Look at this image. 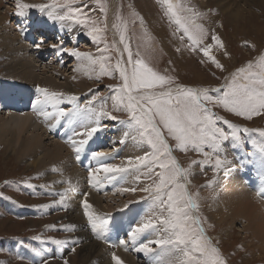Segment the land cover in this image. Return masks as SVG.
Here are the masks:
<instances>
[{
  "label": "rangeland",
  "instance_id": "374dc122",
  "mask_svg": "<svg viewBox=\"0 0 264 264\" xmlns=\"http://www.w3.org/2000/svg\"><path fill=\"white\" fill-rule=\"evenodd\" d=\"M27 1L28 0H22V3H27ZM114 1L116 0H100V3L98 4L95 2V0H87L86 11L88 12V15L90 17L88 21V27H85L84 25L78 23L76 20L60 21L59 19L54 18L55 14H64L66 9H51L54 14L53 16L49 15L48 10H46L45 12H40L38 20H48L46 23L45 21L41 22L44 25H47L48 22L49 24H54V22H57V24H59L60 26L64 25L61 26V28L67 27L66 25H70L72 33L74 34V39L72 40V42H77V44L80 42V44L76 45L75 43L74 45L76 51H79L81 53H89L97 59H99L101 56V52L98 51V48L103 49L104 44L93 42L91 38L86 35V32L90 29V27L93 26L92 21H96V27L105 29L100 33V35H102L110 45L115 43L117 48H119L120 31L123 29V26L126 25V42L130 44L134 55L138 52L139 58H142L144 62L147 63L150 67H153L154 70L160 71L161 74H165V70H167V74L172 76L177 84L186 87L220 88V95H222L223 92L227 90V86L230 83L232 76L234 74H238L239 69L244 68L247 70L249 68V65H251L252 73L260 72V68L257 65L262 59H264V0H237L236 2L241 3L240 9H238L240 18H238L237 20H231V18L229 17V13L226 14L224 11H222L218 0H211L209 3H202L200 0H117L115 3L118 4V7L113 17L110 12H112V3ZM37 2L36 0H34L33 2L27 4H51L52 0H37ZM2 3L4 6L1 9V13L3 16H9V18L8 22L6 21L7 24L4 25L5 27L0 28V36L2 35L0 38H2L3 40V35L11 32L10 34L12 35V38H15V42H17L16 46L20 45L22 47L25 42L19 37V34L15 27L16 19H12V16H15L18 11L15 0H4V2ZM101 4H103L106 8V12H102L100 10ZM170 5L171 11H169ZM76 6L84 7V4L78 3ZM181 7L192 9L194 12L199 14V18L196 20V22L203 25V27L207 30V37L204 40V44L213 45L210 50V54L212 56H215L216 59L219 60V62L223 65V69L216 68L214 64L210 63L208 59L203 56L202 52L192 51L190 48V41H188L186 37L183 40L181 39V36L183 35L182 28L184 25V17L185 15H188L187 13L180 11ZM37 10L38 9L36 8L25 10L29 12H25L24 16H36V13H38ZM9 14L12 15L10 16ZM111 17H113V24L110 22ZM177 19L181 20L180 24L176 23ZM30 22H33V24H35L37 21L31 20ZM61 22H64V24H60ZM114 25H120L121 28L118 29L117 27H114ZM18 29L21 28L19 27ZM115 31L117 34V38L119 37V41L117 40L118 43L114 39ZM75 33L79 34H76L75 36ZM52 34L50 35V37L52 38L50 39L49 37V41L42 40L43 44L41 45L43 47H52V41L57 43V41L55 40H57L58 37L56 38L52 36ZM213 34L220 38L223 44L222 48L217 47L215 45V42L211 40V36ZM61 43H65V41H62L60 43L58 42L57 45L60 46L59 49H65V47ZM88 45L90 47H88ZM121 46L123 49L122 44ZM26 47L27 43L22 48ZM177 49H179V51H177ZM14 51H17V49H14ZM60 52L63 55L67 54L68 59H75L78 67L80 64L79 61H84L73 57L68 51L66 52L60 50ZM53 55L54 54L52 53V57L48 60L46 59L49 58V55L46 59H44L46 63L44 65L52 67L54 70H60L63 75L59 71H57L52 78L48 77V79L52 80L48 82H51L52 84L55 83L54 85L58 86L59 91L62 92L63 95L65 94L64 96H77L79 99L76 103H78L81 108L84 107L87 101L90 100L94 94H98V99L94 101L96 107H99V98L102 97L105 99L108 110L112 111V105L114 101L111 97L119 94L118 92H113L112 88H117L122 83L119 79L118 72L114 73L113 75H102L100 79L97 80L96 76L99 74V64H96L92 67L91 70L87 72L83 70V74L85 77L82 78L77 75V73L75 74V72L72 73V71H69L68 67L63 68V70L66 69V72H63V70L54 67V65L60 66V64H49V62L53 58ZM103 55L111 56V64H115V60L117 58L116 52L109 51L107 53H104ZM124 56L127 57V54L125 53ZM58 57L61 60V63H64V59L61 58L60 53ZM10 58H12L10 54L7 52L5 53L4 47L0 45V78H3L0 79V85L3 81L13 82V79L8 80L7 78L3 77L5 76L6 72L12 71H7V64L15 62H10ZM42 71L43 70H38L37 73H41L42 75L44 73V75H46L47 71ZM21 74L17 77L19 78ZM41 74L39 76L44 78V76H41ZM56 75V78H58L59 76H65V79L63 78L64 81H59V79H56ZM66 75H70V77L72 76L70 81L72 84H74L75 79L78 83H80V86L76 87V93H66L64 91L65 89H62L66 78H68ZM34 79H32L31 83L40 84L39 82H37V78ZM42 79H40L39 81L46 82L45 79ZM14 82L26 85V82L24 81L14 80ZM82 83L84 84V86L88 87L86 89L87 93L82 90ZM240 83H244V81L241 80ZM39 86L43 87L42 84H40ZM109 86L112 87L110 88ZM48 87L52 86L48 84ZM53 91L59 92L58 90ZM213 95L215 96L217 94ZM208 107L216 116L223 117L232 124L236 125L237 128L240 129L237 135L241 137V139L238 142H233L232 140L223 142V151L220 153V158L224 159L226 157L227 160L231 162L229 165H227L226 169L222 168L220 170H216L207 162L204 164L191 165L192 174L188 176V181L190 183L187 184V191L192 194L194 202L198 205V209H195L193 214L200 221V226L203 229L204 237L211 242L213 247L218 249L220 258L225 262V264H264V250L261 247V243L254 237V234L252 232L249 231L247 235L243 233L241 226L245 225V223H233L231 225L232 221L229 220V218L226 220H217L216 218H219V214L216 215L213 209L214 204H216L217 202L216 199L220 196L219 194L221 191H219L218 186L221 182H223V179L227 180L228 188L232 187L230 185V181H232V175L230 173L236 169L235 160L246 152H249L253 149H257L260 151L261 147H264V144H262V141H264V135H262V133H264V114L253 116L252 119H246L244 117L235 115L233 112H230L222 105L209 104ZM261 111L264 112V109H262ZM112 114L118 117L117 121L111 120L113 132L118 123H120V120L127 121L130 118L126 111H112ZM105 120L106 119L102 120V122H105ZM217 124L225 131H231V129H229L227 125L223 124L222 121H217ZM122 125L125 129L128 128L127 124ZM244 128L249 129V131L246 133L243 132ZM75 131L79 133V128L75 129ZM164 131L167 143L172 148V156L175 157L176 161L182 168H188L191 164V161H198L203 159L200 154L192 151L191 149L186 151L177 150V142L167 135L166 130ZM100 133L98 132L94 136H100ZM53 134L56 133L53 132ZM51 138L52 137H50V139ZM60 140L62 139H60L59 137L53 139V141L62 143L63 141ZM134 142L138 143L137 141ZM0 144V198L17 202V207L20 208V210L23 209L27 215L26 217L22 216L21 214L25 215L24 212H16L13 215H9L1 207L2 204H0V264H38V262L39 264H42L45 260L46 264H65V262H67V264H99L98 262L93 261V259H88L89 254L87 252V249L90 245L87 247L85 246L88 245L87 242H90L92 245H94L95 249L98 248V250H100V255L104 257V249L101 247H97V245L103 243L93 239L90 231L87 229V226L85 224L86 221L84 218V214L79 210V204H77L78 201L81 202L83 200L82 196L85 195L84 192L88 191V188L86 185V187L83 188L84 190L75 191V189L80 186V182H87L88 175L84 171L85 169L81 168L83 164L80 163L77 159L76 152L73 153L74 150L64 146L65 149H67L65 150L67 153H65L63 149V151L59 154L58 159L51 160L50 162L52 163V165H50V168H53L54 164L55 168L52 170L49 168V170L46 166H40L41 168L37 166L36 156L37 154L38 156L40 154V157L42 159V157L44 158L45 156H47V154H49L50 152V149H53L54 147L45 150L43 148L35 149L37 150H34L36 152L35 157H29L26 155L24 156V158L22 157L21 159L23 160L19 162L17 160H14L12 157L14 151H10L6 145L2 143ZM45 144L48 145V147L50 146V143L48 142H46ZM88 145L89 147H91L90 144ZM118 145H120V148H122L123 144L118 142ZM107 147L108 145L105 143L102 147L103 150L101 148L100 152L110 151V149H106ZM96 149L99 150L100 148ZM96 149L95 151H97ZM122 149L125 150V148ZM205 150L207 151L208 149L206 148ZM42 154L43 156H41ZM65 159L67 160L65 161ZM68 160L69 162H67ZM11 166H13V168ZM57 170H59L60 172L58 171L57 173ZM159 171L160 169L158 167L154 168L152 179H149L147 176L143 175L142 172L131 171L132 174L134 173L133 175L140 178L142 177V179H137L136 177L138 188L136 189L137 191H135V193H137L138 191L139 193L137 195H134L133 197L128 196V191L122 192L121 189H130L131 186H126V183H124L123 188L120 187L121 189H119V191L108 194L109 197H116V201L107 203L105 202L106 200L102 199V203L104 202L103 206H107V208H110L107 210V212H104L106 214L100 213V210L97 207L95 208V206L91 205L89 201L92 195L99 198H103L106 196L102 197L95 193L88 192L86 202L91 205V208L89 210L94 215L103 214L106 217V215L115 213V209L121 208V205H126L134 200L138 205V210L140 212L142 211V215H144V213L148 211V208H150V211L152 212L153 209L152 207H150L152 206L151 197L149 193L143 192L141 191V189L143 187H148L150 184H154V182L158 181L159 177L156 176L155 173ZM131 173H125L123 176L127 177L128 175H131ZM220 178L222 181L220 180ZM42 189H47L50 192L49 198L42 197L40 195V191ZM236 190L245 191V188L243 189V185L236 184ZM73 191L80 192L81 195H74ZM52 192L56 193L53 194ZM130 192L133 191H129V193ZM77 196H79V198ZM248 196L255 198L254 194ZM76 199L78 201H75ZM256 200L259 201L260 199ZM60 207L65 208L66 211L60 210ZM71 208L73 210H71ZM34 210L40 211L42 213H45L46 211V213L42 217L37 218L32 214V211ZM75 211L80 214L81 218H79ZM111 211L113 213H110ZM147 214L148 213H146V216ZM159 215V212L153 211V214L150 218H155ZM143 219L144 218H142V220ZM156 232L160 233L161 231ZM84 237H86L85 240L83 239ZM162 238L166 239V234L162 233L159 235H155L154 239L152 240L156 241ZM17 239L20 241H28L29 244L27 246L29 247H31V239L39 241L45 240L47 242L61 241L62 243L60 244L63 249L68 248L70 245L71 250L68 251V253L64 252L63 258L65 259V261H62L61 259L47 260L49 257H43L42 259H38L37 262H35L36 260L32 262L24 256H15L11 249L4 251L3 247H5L4 245L5 243H7V241H10L11 244L14 245ZM140 244L138 245V247L140 246ZM151 248L153 250V255L155 258L165 257V259H167V257L169 256L162 250V247L160 245L154 244V247ZM163 253L164 256H160ZM32 254L36 256L38 255V252L34 251L32 252ZM126 254L133 256L137 264H143L139 262H142V259H138L137 256L131 253ZM170 260L172 259L170 258ZM146 261L148 260L146 259ZM45 262L43 264H45ZM107 264H115V262L109 261L107 262Z\"/></svg>",
  "mask_w": 264,
  "mask_h": 264
},
{
  "label": "snow or ice",
  "instance_id": "6c2138e0",
  "mask_svg": "<svg viewBox=\"0 0 264 264\" xmlns=\"http://www.w3.org/2000/svg\"><path fill=\"white\" fill-rule=\"evenodd\" d=\"M100 3V0H95ZM18 9L16 15L24 16L25 10L36 8L40 12L48 10L49 15L53 16L51 9H62L66 11L64 14H55L54 18L59 20H76L78 23L88 27L90 19L87 8V0H52L51 4L29 5L22 3V0H15ZM78 3H83L84 7H77ZM100 10L106 12L103 4ZM171 11V5L169 8ZM180 11L187 13L184 17V25L182 28L183 35L190 41L192 51L202 52L208 61L215 65L218 69H223V65L210 54L213 47L212 44H204L207 37V30L203 25L196 22L199 14L192 9L180 8ZM177 24L181 23L180 19L176 20ZM96 21H92V27L86 32V35L93 42L103 43L104 48L99 49L101 56L99 59L93 57L89 53H81L76 50H70V54L80 60L89 62L88 67L84 69L86 72L91 70L96 64H99V74L96 79L99 80L102 75L119 74L122 82L117 88H112L113 92L118 95L112 96L114 101L112 111H126L129 115L127 121L120 120L122 124H127L129 131L125 133V137H130L137 141L139 145H147L150 151L143 155L127 158V165H116L104 163L108 157L104 152L94 151L91 153L92 159L100 162V167L91 170L89 173L90 180L95 179V173L103 171L111 174L106 179L112 181L130 171L142 172L143 175L152 179L154 168L160 171L155 173L159 177L158 181L150 184L148 187L141 189L149 193L152 200V209L160 213L155 218H149L146 222L141 223L128 233V238L134 244L139 237L149 230L162 231L167 238L158 239L141 243L137 251L145 254L151 253L153 250L149 246L152 243L160 245L162 250L173 259L165 261L159 258L152 259V264H225L220 258L217 248L213 247L211 242L204 237L203 229L200 226L199 219L193 214L198 205L194 202L192 194L187 191L188 176L192 174L191 165L208 163L216 170L226 169L231 162L220 158L223 151V142L232 140L238 142L241 137L237 135L240 131L236 125L232 124L223 117L216 116L208 107L209 104L222 105L224 108L233 112L237 116L246 119H252L253 116L264 114V59L257 65L260 68L259 73H252V66L246 70L241 68L238 74H234L227 90L222 95L220 88H191L177 84L174 78L167 74H161L160 71L154 70L142 58L139 53L135 55L126 42L125 31L127 26L124 25L120 31V43L123 45L122 51L116 47L115 43L109 44L100 33L105 29L95 26ZM118 29L120 25H114ZM211 40L215 42L217 47L222 48L223 44L218 36L213 34ZM41 41L36 44L40 47ZM61 51H69L59 49L57 45H52ZM114 51L117 53L115 64H111L112 57L105 56L104 53ZM179 51V49H177ZM127 54L126 60L124 54ZM243 80L244 83H240ZM110 88L112 86H109ZM44 93L43 104L56 101L63 98V94L49 93L46 89H39ZM217 94V95H213ZM68 102L73 104V108L65 111L63 108H57L54 112L42 111L45 118L53 117L59 123L63 117H71L76 114H85L87 124H82L84 132L77 133L75 130L73 135H81L84 138L72 141V146L79 159V153L83 146L88 143L92 137L102 130H106V125L102 124V120L108 119L117 121L118 117L109 111L104 98L100 99L99 107H96L94 101L98 99V94H94L83 108L76 103L78 97L69 95L66 97ZM217 121H222L231 131H225L219 127ZM71 123V119L69 121ZM176 143V149L192 151L200 154L202 160L191 161L188 168H182L175 157L172 156V148L167 143L165 131ZM249 129L244 128L243 132ZM264 135V133H262ZM121 140L120 143H124ZM264 144V141H262ZM208 149L207 151L205 149ZM260 152L264 155V147ZM139 177H137L138 179ZM121 191H133L136 189H121ZM257 194L264 196V185L258 190ZM85 214L90 221H94V217L88 211L91 208L86 201L84 202ZM166 213V215H165ZM106 219L101 220V226L106 224ZM159 226V227H158ZM97 225L93 222V228ZM60 244L61 241H54ZM121 245H126L124 240L120 241ZM33 251H36L33 249ZM115 264H122L118 256L113 254ZM46 264V262H45ZM67 264V262H65Z\"/></svg>",
  "mask_w": 264,
  "mask_h": 264
},
{
  "label": "bare ground",
  "instance_id": "6f19581e",
  "mask_svg": "<svg viewBox=\"0 0 264 264\" xmlns=\"http://www.w3.org/2000/svg\"><path fill=\"white\" fill-rule=\"evenodd\" d=\"M1 1L4 2V0H0V28H3V27H5L4 25L7 24L9 16H3L2 15L1 9L4 5ZM33 1L28 0L27 3H31ZM116 1H114L112 3V12H110V14L113 17H114V13H116L115 11L117 10V7H118V4L115 3ZM200 1L202 3H205V2L209 3L211 0H200ZM218 1H219V5H220V8L222 9V11H224L226 14L229 13V17L231 18V20H235V19L237 20L238 18H240V14L238 12V9H240V7H241L240 2H236L237 0H218ZM36 2H37V0H36ZM5 13H7V12H5ZM9 15H11V14H9ZM113 17L110 18V22L112 24H113ZM44 21H45V19H44ZM44 21L41 20V22H44ZM47 21H45V23ZM47 24H49V22ZM54 24H55L54 30H50V32H51V34L53 33L52 36H54L56 38L58 37V39L55 41H57L59 43L62 41H65V43L67 42V43H70V45L73 44V46H74L75 43L72 42V40L74 39V34L72 33V30L70 28L71 26L66 25L67 27H62L64 29H66V31H62L61 26H64V25L60 26L59 24H57V22L56 23L54 22ZM60 24H64V22L63 23L61 22ZM49 26L51 28V25H49ZM69 31L71 32L70 33L71 36L69 35ZM259 31H261V30H259ZM10 33H8V34L6 33L5 35H3V40H2V38H0V45L4 47L5 53L6 52L9 53L10 56L12 57V58H10L9 61L10 62L15 61V62H12L11 64H7V71L8 70L9 71L12 70V71L6 72L5 76H3L4 78H7L8 80L13 79V82H10V81L4 82L3 81V82H1V85H0V143L6 145L10 151H14L12 157L14 160H17L19 162L21 160H23L21 158L22 157L24 158V156H26V155L29 157H35L36 156L35 151H37L35 149L43 148L45 150V149H50V148L54 147L53 149H50V152L48 151L49 154L46 153L47 156H45L44 158L42 157V159H41L40 154H39V156H38V154L36 156L37 166H39V167L40 166H42V167L46 166L49 169L50 165H52V163L50 161L58 159L59 154L63 151V149H64V152L67 153L65 151L67 149H65V147H64V146L68 147L65 144L66 141H69L72 145L73 140L79 141V140L84 138L81 135H73V131L75 129L79 128V133L84 132V128L81 125L87 124L88 121H87L86 115L83 113L76 114L75 116L73 115L71 117H63L60 119L59 123H57L56 119L53 117H49L47 119L45 118V116L42 114L41 110L51 113V112H54L57 108H63L67 112L73 108L72 103L68 102V100L66 99L67 96H64L65 94L63 95V98H59L56 101L50 102L48 104H43V101L45 99L44 93L39 91V89H46L49 93H57V94L62 93L59 91L58 86L54 85L55 83L52 84L51 82H48V81H52V80L48 79V77L52 78L57 71H59L60 73H61V71L60 70H54L52 67H48L47 65H44V64H46L44 59H46L47 57H45L43 55H37L36 56L34 54V52L31 50L30 46L27 45L26 48H22L24 45H26V43H24L22 45V47L20 45H18L20 47L16 46L17 42H15V38L13 39L12 35ZM76 34H79V33H75V36H76ZM67 35L69 38H71L70 39L71 42L68 39L66 40ZM51 38L52 37H50V39ZM118 38H117L116 31H115L114 39L116 40V42H117ZM55 44H56V42L52 41V45H55ZM83 46H84V44H83ZM85 47H86V45H85ZM88 47H90V46L88 45ZM14 49H17V51H14ZM42 49H43V51H41L42 54H47L46 51H51L49 53V58H47L46 60H48L52 57V53L54 54L51 61L49 60L50 61L49 64L54 65L55 63H58V64H60V66L54 65V67L61 69V70H63V68L68 67L69 68L68 70L72 71V73L75 72V74L77 73V75H79L80 77H82V78L85 77L83 74V70H84V68L88 67V64H89L88 61H86V60H84L83 62L79 61L80 64L78 67L77 63L75 62V59L74 60H72L71 58L68 59L67 54L63 55L60 52V50H58V51H56L57 54L59 55V53H60L61 58L64 59V63H61V60L59 59V57L53 52V49H54L53 47L45 48L42 46ZM119 49L122 51V46H121L120 42H119ZM125 60H126V57H125ZM42 61H44V62H42ZM38 70H43L42 72H44V70L47 71L46 75H44V73H43V75L41 73L38 74L37 73ZM23 71H25V72H23ZM63 72H66V69L63 70ZM20 74H21V76L18 78L17 76H19ZM40 74H41V76H44V78L40 77L39 76ZM56 77H57V75L55 76V78ZM67 77L68 78H66L65 83L62 86L63 88L62 87L61 88L65 89L64 91L66 93L67 92H72V94L76 93L75 92L76 87L80 86L79 85L80 83H78L76 81V79L74 80V78H73L74 84H72L70 82L72 76L70 77V75H69ZM34 78H37L38 79L37 82L42 84L43 87L37 88V90H36L35 89L36 86H39L40 84L31 83L32 79H34ZM42 78L45 79L46 82L52 87H48V84L44 81L40 82L39 80ZM63 78L65 79V76H63V77L59 76L56 79H59V81L60 80L64 81ZM0 79H3V78L1 77ZM14 80L24 81V82H26V85L20 84L17 82L15 83ZM34 80H36V79H34ZM83 82H84V79H83ZM81 87L83 88L82 90H84V92L87 93L86 89L88 87L84 86L83 83H82ZM53 90H58L59 92L53 91ZM12 111H14L16 114ZM70 119H71V123L69 122ZM111 123H112L111 120H109V121L107 119L105 120V124H106L108 130L102 131V132L100 131L101 133L99 132L100 138L102 139V141H101L100 145H95L93 147L92 146L90 147L91 153L94 152L96 148H100L99 150L96 149L97 151H100L101 148L104 146V144L105 143L107 144V142L110 141V138H107V135H105L104 132H110V131L113 132V130H112L113 126ZM107 124H111V125H107ZM128 131H129L128 128L125 129L122 124L118 123L117 127L114 130V132H115L114 141H112V144H115V142H120L121 140H124L125 142L121 143V144L124 145V146L122 145V148H125V150L118 147V146L114 147V148H113V146H110V151H108V152L101 151V152H104L107 155V157H109L110 156L109 154H111L113 164L126 166L127 165V158L143 155V154H145V152L150 151V148H148L147 145L146 146L145 145H139L138 143L134 142V140H132L130 137H125V133ZM53 132H55L56 134H53ZM50 137H52V138L50 139ZM56 137H59L60 139H62L60 141H63V142L58 143L56 141H53V139H55ZM90 141H88V142H90ZM46 142L50 143L49 147H48V145L45 144ZM88 144H90V143H88ZM68 148L74 150L73 146L68 147ZM102 150H103V148H102ZM71 155H69V156H71ZM41 156H43V154ZM38 157H40V158H38ZM66 160L67 159H65V161ZM107 161L105 160L103 162L106 163ZM67 162H69V160ZM64 163H66V162H64ZM235 164H236V169L230 173L232 175V178H231L232 181L229 180L230 185L232 187H229V188L227 187L228 183H227L226 179H223V182H221L220 184L218 183L219 184L218 189L221 192L219 194L220 196L216 199L217 200L216 204H214V206H213V209L215 211L214 213H216V215L219 214V218H216V219L217 220L218 219L226 220L229 218V220L232 221L231 225L233 223H238V224L239 223L240 224L245 223V225L241 226L243 233L245 235H247L249 231L252 232L254 234V237L257 240H259V242L261 243V247L264 250V208H260V207H264V203L260 200H259L260 202L257 201L256 197H255L256 198L255 199L254 197L248 196V195L254 194V192L251 188L246 187V186H249L246 182L249 181L250 178L252 177V173H253V169H254L253 166L258 167V164L256 162H254L253 160L250 162L247 158H239V157H238V159L235 160ZM65 165H67V164H65ZM54 166H55V164H54ZM54 166H53V168L51 167L50 169L51 170L54 169L55 168ZM11 167L13 168V166H11ZM59 170H57L56 172L58 173ZM130 173H131V171L128 172V174H130ZM133 174L131 173V175H128L127 177H124L123 176L124 174L122 175V177L118 175L117 177H119V179H120L119 186L121 188H123V184L126 183V186L127 185L131 186L130 189H133V188L137 189L138 188V185L136 182L137 176H135ZM108 175H111V174H108ZM61 176H60V178H61ZM66 176H68V175H66ZM138 176H140V175H138ZM86 177H87V175H86ZM228 177H229V175H228ZM54 179H56V178H54ZM140 179H142V177ZM220 180H221V178H220ZM58 181H59V179H58ZM236 184L237 185L238 184L243 185V189L245 188V191L236 190ZM86 185H87V182H85V183L80 182V186L77 187L75 189V191L84 190L83 188H85ZM57 187H59V186H57ZM121 188H119V189H121ZM143 188H145V187H143ZM60 190H61V188H60ZM75 191H73V192H75ZM122 192H127V191H122ZM138 193H139V191L137 193H135V192L129 193V191L127 192L128 196H130V197H133L134 195H137ZM77 197L79 198V196H77ZM112 197H109V195H106V197L99 198V197H95L92 195L90 197L89 201H90L91 205L95 206V208L97 207L100 210V213H104V212H107V210L110 208H107V206H103L104 202L102 203V199L106 200L105 202H107V203H111L112 201H116V199H115L116 197H113V198ZM120 199H122V198H120ZM75 201H78V200L76 199ZM134 203H135L134 200H132L130 203H128L126 205L124 203H122L124 205H121L120 206L121 208L115 209L116 211H114V212H117L120 209H127L128 212H124L123 215H120L119 217L131 218L132 220H136L137 225H135V227H137L141 223L146 222L147 219H149L151 217V215L153 214V210L151 209L152 210V212H151L150 208H148V211L146 212V213H148L147 216H146V213H144V215H142V213H141L142 211L140 212L138 210L137 204H136L137 207H135V206L131 207V205H133ZM150 207H152V206H150ZM71 210H73V209L71 208ZM77 211H75V212L77 213L79 218H81L80 214H78ZM110 213H113V212L111 211ZM104 214H106V213H104ZM212 217H214V216H212ZM140 218H144V219L141 221ZM16 227H18V226H16ZM145 233L150 234L146 239L145 243H147L150 240L155 241V240H152V239H154V236L162 234L163 232L161 231L160 233H158L156 231L149 230ZM85 238L86 237H84L83 239L85 240ZM141 243H144L143 238H142ZM87 244L88 245H85L86 247L90 245L87 249V252L89 254L88 259H93V261H96L99 264H101V263L107 264V262H109V261L115 262V260L113 259V254H115L116 256H118L120 258V260L122 261V264H137V262L135 261L133 256H130V255L126 254L125 252H122L121 250H116L113 252L112 250H109L106 246H104L103 244H99V245H97V247H101L104 249V257H102L100 255L101 252H100V250H98V248L95 249L94 245H92L90 242H87ZM154 244L155 243H152L149 246L154 247ZM82 248H85V247H82ZM64 250H66V249H64ZM64 252L68 253V251H64ZM137 252H141V251H137ZM133 255L136 256V254H133ZM160 256H164V253L161 254ZM143 258L147 259V257H143ZM170 258L173 259L171 256H168L167 259H165V257H163V258L161 257L159 259L165 260L167 262V261H170ZM124 259H128L129 260L128 263L124 262ZM139 262H141V261H139ZM148 262H150V261H148Z\"/></svg>",
  "mask_w": 264,
  "mask_h": 264
},
{
  "label": "crops",
  "instance_id": "0c3cea01",
  "mask_svg": "<svg viewBox=\"0 0 264 264\" xmlns=\"http://www.w3.org/2000/svg\"><path fill=\"white\" fill-rule=\"evenodd\" d=\"M128 261H129L128 259H124V262L128 263Z\"/></svg>",
  "mask_w": 264,
  "mask_h": 264
}]
</instances>
